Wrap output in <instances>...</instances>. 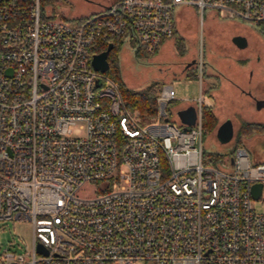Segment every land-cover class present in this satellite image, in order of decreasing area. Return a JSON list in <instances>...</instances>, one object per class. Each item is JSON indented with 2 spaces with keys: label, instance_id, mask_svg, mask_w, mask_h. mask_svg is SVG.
Listing matches in <instances>:
<instances>
[{
  "label": "built area",
  "instance_id": "built-area-1",
  "mask_svg": "<svg viewBox=\"0 0 264 264\" xmlns=\"http://www.w3.org/2000/svg\"><path fill=\"white\" fill-rule=\"evenodd\" d=\"M178 5L264 29V0H117L74 18L0 0V222L33 228L31 247L4 248L0 264H264V160L240 146L206 161L202 94L183 127L163 85L141 124L91 65L120 38L156 54Z\"/></svg>",
  "mask_w": 264,
  "mask_h": 264
},
{
  "label": "rangeland",
  "instance_id": "rangeland-1",
  "mask_svg": "<svg viewBox=\"0 0 264 264\" xmlns=\"http://www.w3.org/2000/svg\"><path fill=\"white\" fill-rule=\"evenodd\" d=\"M117 0H45L54 13L60 16L79 17L85 13L98 11ZM177 33L154 55L142 50L135 53L136 45L126 40L120 53L122 79L130 89L141 90L150 84L159 86L170 84L176 92V101L168 104V109L185 104L186 100L197 99L200 81L196 71L188 72V78H179L181 72L194 60L211 63L217 69L231 76L242 77L249 96L232 86H224L218 91V108L210 107L215 124L204 133L206 161H213L217 155L225 156L229 163L237 143L245 148L254 163L264 160V34L251 22L224 19L207 9L202 15L193 7L178 5L174 9ZM238 32L243 34L246 45L240 47L234 42ZM179 42V43H178ZM232 63L238 64L242 72ZM199 74V73H198ZM228 76L230 79L231 76ZM238 76V77H237ZM240 79V78H238ZM227 88V89H226ZM210 101L206 100V104ZM257 101L263 102L257 108ZM135 115V114H134ZM204 120V116H203ZM231 121L233 138L221 143L217 137L218 127ZM255 126V127H254ZM242 127H249L240 134ZM83 130H76L81 136ZM89 196L90 190L79 192ZM253 208L256 214L264 216V201L257 200ZM33 228L28 221L6 220L0 222V253L6 247L15 246L21 252L32 245Z\"/></svg>",
  "mask_w": 264,
  "mask_h": 264
},
{
  "label": "trees",
  "instance_id": "trees-1",
  "mask_svg": "<svg viewBox=\"0 0 264 264\" xmlns=\"http://www.w3.org/2000/svg\"><path fill=\"white\" fill-rule=\"evenodd\" d=\"M260 32L264 34V29L260 30ZM176 33L177 32L175 31L174 36ZM114 43V47L108 55V62L110 64V68L108 71L105 72L106 77L118 83L126 107L132 113L135 114L141 124H148L150 122L155 121L157 118L158 111L157 99L159 97L161 86H159V89H156V85L150 84L141 90L130 89L122 79L119 64L120 53L124 45V41L120 38L116 39ZM139 50H142L144 53H146L141 48L137 49L135 53L140 52ZM203 116L205 132L207 128H211L212 126H214L215 118L210 107L203 108ZM248 129L249 127H242L240 130V134L244 133ZM240 145V143H237L236 147H240Z\"/></svg>",
  "mask_w": 264,
  "mask_h": 264
},
{
  "label": "crops",
  "instance_id": "crops-1",
  "mask_svg": "<svg viewBox=\"0 0 264 264\" xmlns=\"http://www.w3.org/2000/svg\"><path fill=\"white\" fill-rule=\"evenodd\" d=\"M176 32H177V24H176ZM240 33L241 32H238L235 35H239L240 36ZM173 38H170L168 40H172ZM168 40H166L161 45V47L159 48V51L161 50V48L165 45V43ZM194 61H196V67L189 68V66H187L181 72V74L179 76H176V77H179V78H185L186 77V78H188V72L190 71V69L196 71V78H198L199 81H200V94H199V97H200L201 94L203 95V98H204V107H214V109H217L218 108V103L219 102H218V95H217V93L225 85L226 86H232L233 88L238 89L244 95L249 96V94L247 93V89L245 88V86L243 84L244 82H243V80H241L242 77H240V76L238 77L237 76L240 79L235 78L234 75L231 76L230 74H228V73H226V72H224L222 70L217 69L215 66H212L211 63H208L207 64V62L206 61H203V60H202V77H200V75L198 74L199 73V70L197 69V61L200 62L201 60H194ZM232 65H233V67L235 66L238 70H240L242 72H245V70L244 71L241 70V67L238 64H235V63L233 64L232 63ZM229 75L231 76L230 79L228 78ZM207 98H209L210 101L206 104ZM197 99H193V100L189 99V100H186L185 101L186 102L185 104L178 105L175 108V110L168 109L169 118L173 122H175L176 124H178L180 126L181 125L183 127L191 126V124H188V123L185 122V120L187 118L186 117V113L189 114V112H190L191 109H194V111H196V103H195V101ZM172 102H174V101H172ZM184 113H185V116L183 115V117H184V121H183V119L181 118L180 114H184Z\"/></svg>",
  "mask_w": 264,
  "mask_h": 264
},
{
  "label": "water",
  "instance_id": "water-1",
  "mask_svg": "<svg viewBox=\"0 0 264 264\" xmlns=\"http://www.w3.org/2000/svg\"><path fill=\"white\" fill-rule=\"evenodd\" d=\"M234 42L239 45L240 47H243L246 45V40L242 36H237L234 38ZM114 43H110L107 47V49L101 53L94 54L92 56L91 65L94 68V70L105 73L109 70L110 64L108 62V55L110 51L113 49ZM257 108H261L263 105V102L257 101ZM186 113V112H185ZM184 114H180L181 118L184 121ZM186 120L185 122L188 124L193 125L196 120V111L194 109H191L189 114L186 113ZM217 137L221 143H227L233 138V127L231 121H225L223 122L217 129ZM253 195L254 198H258L261 192V185L256 184L253 185Z\"/></svg>",
  "mask_w": 264,
  "mask_h": 264
},
{
  "label": "flooded vegetation",
  "instance_id": "flooded-vegetation-1",
  "mask_svg": "<svg viewBox=\"0 0 264 264\" xmlns=\"http://www.w3.org/2000/svg\"><path fill=\"white\" fill-rule=\"evenodd\" d=\"M240 36H243V34L240 33ZM188 66H189V68H194V67H196V61H193V62L189 63Z\"/></svg>",
  "mask_w": 264,
  "mask_h": 264
},
{
  "label": "bare ground",
  "instance_id": "bare-ground-1",
  "mask_svg": "<svg viewBox=\"0 0 264 264\" xmlns=\"http://www.w3.org/2000/svg\"><path fill=\"white\" fill-rule=\"evenodd\" d=\"M199 61H197V63H198Z\"/></svg>",
  "mask_w": 264,
  "mask_h": 264
}]
</instances>
